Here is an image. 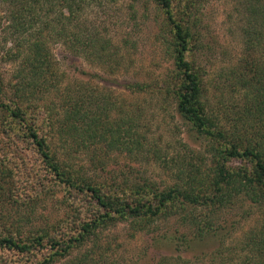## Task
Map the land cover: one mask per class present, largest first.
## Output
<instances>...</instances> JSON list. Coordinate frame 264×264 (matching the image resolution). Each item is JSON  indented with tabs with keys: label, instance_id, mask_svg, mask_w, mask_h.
<instances>
[{
	"label": "trees",
	"instance_id": "16d2710c",
	"mask_svg": "<svg viewBox=\"0 0 264 264\" xmlns=\"http://www.w3.org/2000/svg\"><path fill=\"white\" fill-rule=\"evenodd\" d=\"M2 2L6 26L0 27L4 40L14 47L2 58L15 63L16 82L9 83L8 94L0 78V264H116L108 256L112 249L102 244L106 229L127 223L133 232H144L169 218L186 225L187 233H181L186 248L224 233L218 247L206 254L208 264H264V214L237 243L240 249L225 248L223 240L250 214H231L224 221L219 218L223 210L242 200L264 212V0H255L249 8L254 27L246 34L245 55L230 77L232 91L238 86L244 89L249 105L237 112L229 128L214 122L206 108L202 76L191 58V29L177 14L188 10L192 0H153L170 32L168 47L174 65L170 81L166 88L155 89L146 83H126L122 88L137 94H169L178 114L207 141L210 155L203 161L204 171L187 165L192 168L177 172L180 182L163 189L153 183L107 184L75 164L82 148L104 151L105 146L133 156L144 151L140 140L130 142L134 121L124 107L111 118L112 97L85 80L64 88L57 84L52 43L92 62H103L115 54L110 49L117 48H110L111 41L85 19L90 7L102 6L105 0ZM51 92L59 99L58 106L45 103V95ZM26 152H32L47 173L41 193L49 197L61 193L69 207L61 218L27 231L9 222V214L20 213L22 204L33 211L40 200L38 194L21 199L18 174L27 163ZM199 208L205 213H187ZM159 230H153L155 242L174 239L167 230ZM178 261L182 260L161 257L156 264Z\"/></svg>",
	"mask_w": 264,
	"mask_h": 264
},
{
	"label": "rangeland",
	"instance_id": "374dc122",
	"mask_svg": "<svg viewBox=\"0 0 264 264\" xmlns=\"http://www.w3.org/2000/svg\"><path fill=\"white\" fill-rule=\"evenodd\" d=\"M254 2L192 0L188 10L177 13L191 29V58L202 76L206 108L214 122L226 128L235 123L237 112L249 105V97L246 99L244 89L238 86L232 91L230 87L234 81L230 77L231 71L245 55L246 34L254 27V17L249 9ZM4 17L5 5L0 0L1 27L6 26ZM85 19L87 25L98 30L102 38L111 41L110 48L117 49H110V52L115 54L103 62H92L71 55L61 44L52 43L50 49L59 80L57 84L64 88L74 81L85 80L91 88L112 97L115 107L111 118H115L118 108L123 106L127 117L134 121L130 142L140 140L144 151L143 155L133 156L126 151L108 150L105 146H102L104 151L93 147L82 148L75 159L76 167L84 168L89 176L107 184L133 186L153 183L159 189L179 183L177 172L192 168L187 165L204 171L203 161L210 158L207 141L178 114L174 98L165 91L150 95L131 93L122 88L126 83H146L155 89L166 88L170 81L174 69L168 47L170 32L161 9L153 0H105L102 6L90 7ZM1 27L0 78L9 94L10 84L16 82V66L2 57L9 50L13 51L14 47L4 40L6 35ZM82 72H85L84 76H81ZM159 93L163 95H157ZM44 100L51 107L60 103L54 92L45 95ZM129 146L132 147L131 143ZM106 151L108 155L105 156ZM26 153L24 157L27 163L18 174L23 192L21 199L27 200L38 194L40 200L34 204L33 211H30L28 204H22L20 213L9 214L12 218L9 222L25 231L69 213L61 193L54 197L41 193L40 185L45 182L43 178L47 173L32 152ZM188 212L205 213L200 208ZM220 214L221 221L231 219L233 214H250L223 240L225 248L234 245L240 249L242 245L237 243L264 212L259 206L242 200L234 208L223 210ZM178 223L170 218L160 220L144 232H133L127 223H120L104 231L102 244L112 249L108 256H112L116 264H156L161 257L182 260L175 264H208L206 254L218 247L222 241L220 236L224 233L186 248L181 233H187V228ZM155 227L161 229L159 232L167 230L174 239L155 242L152 239ZM176 228L179 232L174 231ZM239 249L238 253L241 252Z\"/></svg>",
	"mask_w": 264,
	"mask_h": 264
}]
</instances>
